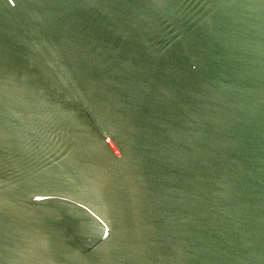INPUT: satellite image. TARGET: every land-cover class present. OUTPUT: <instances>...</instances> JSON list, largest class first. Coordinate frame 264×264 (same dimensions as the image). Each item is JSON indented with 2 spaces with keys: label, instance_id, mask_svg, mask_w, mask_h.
<instances>
[{
  "label": "water",
  "instance_id": "obj_1",
  "mask_svg": "<svg viewBox=\"0 0 264 264\" xmlns=\"http://www.w3.org/2000/svg\"><path fill=\"white\" fill-rule=\"evenodd\" d=\"M0 264H264V0H0Z\"/></svg>",
  "mask_w": 264,
  "mask_h": 264
}]
</instances>
